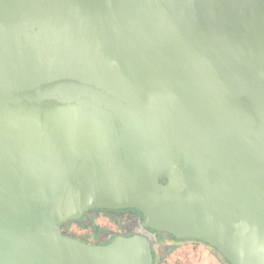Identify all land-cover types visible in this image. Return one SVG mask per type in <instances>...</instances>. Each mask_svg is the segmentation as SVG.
Segmentation results:
<instances>
[{"label":"water","instance_id":"95a60500","mask_svg":"<svg viewBox=\"0 0 264 264\" xmlns=\"http://www.w3.org/2000/svg\"><path fill=\"white\" fill-rule=\"evenodd\" d=\"M144 227L264 264V0H0V264H154Z\"/></svg>","mask_w":264,"mask_h":264},{"label":"flooded vegetation","instance_id":"af4514ba","mask_svg":"<svg viewBox=\"0 0 264 264\" xmlns=\"http://www.w3.org/2000/svg\"><path fill=\"white\" fill-rule=\"evenodd\" d=\"M94 210L96 209L88 210L85 213L91 214L90 217H87L85 224L83 222L85 216H82L71 223L65 224L63 226L65 232L73 236H77L81 241L90 244H106L117 235H125L127 233L131 235L137 233V230L141 227L144 221L143 215L135 208H122L116 210L103 209L93 214ZM100 215H102L104 219L107 218V220L104 221V224L100 222H91ZM137 215L139 216L140 221L137 220ZM87 222L90 223L87 225ZM86 226L89 227V237L74 231V228H76V230L79 229L80 232V228H87ZM144 228H146L148 231H153V229L149 227ZM156 236L157 240L151 243V250L155 257V263L158 261L157 258L159 254H161L162 250H169L173 246L177 247V245H182L187 240L186 238H176L164 231H156ZM189 241L195 242L192 239ZM198 241L196 243H199Z\"/></svg>","mask_w":264,"mask_h":264},{"label":"rangeland","instance_id":"374dc122","mask_svg":"<svg viewBox=\"0 0 264 264\" xmlns=\"http://www.w3.org/2000/svg\"><path fill=\"white\" fill-rule=\"evenodd\" d=\"M97 212H94L95 214ZM91 216V214H87ZM107 218L104 219L102 215L96 217L91 222H100L105 223ZM90 222H87V225ZM87 227V226H86ZM89 227L80 228L74 231H77L79 234H83L86 237H89ZM198 241V240H197ZM199 243L186 240L182 245L173 246L169 250H162L161 254L158 256L157 264H227L222 261L220 253L216 252L214 249L203 244L201 241Z\"/></svg>","mask_w":264,"mask_h":264},{"label":"trees","instance_id":"16d2710c","mask_svg":"<svg viewBox=\"0 0 264 264\" xmlns=\"http://www.w3.org/2000/svg\"><path fill=\"white\" fill-rule=\"evenodd\" d=\"M160 181H161V182H165L164 179H160ZM145 229H146V228H145ZM156 231H157V230H154V229H153V231H151V232H152L153 234H155V236H156ZM156 238H157V236H156ZM186 239H187V240H191V239H192L193 241L197 242V240H196V239H193V238H186ZM201 242H202L203 244L209 246L205 241L201 240ZM209 247L212 248V249H214L216 252L220 253L221 258H222V261H223L224 263L230 264V263L225 259V257L223 256V254H222L221 252H219L216 248H214V247H212V246H209ZM153 258H154V264H157L158 262L155 263V257H154V255H153ZM157 259H158V258H157Z\"/></svg>","mask_w":264,"mask_h":264}]
</instances>
